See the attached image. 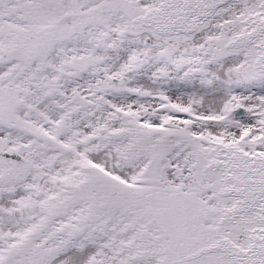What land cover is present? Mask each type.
<instances>
[{
    "label": "snow or ice",
    "instance_id": "6c2138e0",
    "mask_svg": "<svg viewBox=\"0 0 264 264\" xmlns=\"http://www.w3.org/2000/svg\"><path fill=\"white\" fill-rule=\"evenodd\" d=\"M0 264H264V0H0Z\"/></svg>",
    "mask_w": 264,
    "mask_h": 264
}]
</instances>
